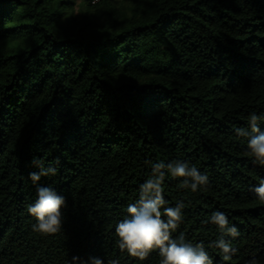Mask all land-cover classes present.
<instances>
[{
    "label": "trees",
    "instance_id": "1",
    "mask_svg": "<svg viewBox=\"0 0 264 264\" xmlns=\"http://www.w3.org/2000/svg\"><path fill=\"white\" fill-rule=\"evenodd\" d=\"M264 115V0H0V264H160L121 252L116 224L151 173L182 160L203 190L166 177L173 233L213 264H264V166L235 128ZM264 131V120L260 122ZM149 162V163H146ZM66 198L63 227L33 231L31 172ZM216 211L238 230L224 261Z\"/></svg>",
    "mask_w": 264,
    "mask_h": 264
},
{
    "label": "clouds",
    "instance_id": "2",
    "mask_svg": "<svg viewBox=\"0 0 264 264\" xmlns=\"http://www.w3.org/2000/svg\"><path fill=\"white\" fill-rule=\"evenodd\" d=\"M247 120V127L235 128V135L246 138V155L252 158L253 163L264 166V131L260 127L264 115L253 112ZM37 166L40 170L29 174L30 181L36 187L37 197L26 211L35 218L36 223L32 226L34 232L55 234L63 227L62 209L67 206L66 198L53 188L41 184L42 178L55 175L56 169ZM150 167L149 177L139 187V197L128 203L127 216L115 226L119 249L139 261H145L153 251H158L160 264H213L203 244L186 242L183 236L173 238V233L184 219L185 204L179 201L175 206H168L163 188L166 177L181 178L180 187L196 193L208 186L209 176L195 165L179 159L154 162ZM254 192L256 198L264 203V180L259 182ZM205 222L216 226L220 238L214 241V246L220 250L224 261H230L237 249L226 237H236L237 228L230 224L228 217L221 211L212 213ZM71 264L83 262L80 257L73 256ZM86 264H104V259L92 256ZM109 264H119V261L114 259ZM248 264H257V261L253 259Z\"/></svg>",
    "mask_w": 264,
    "mask_h": 264
}]
</instances>
